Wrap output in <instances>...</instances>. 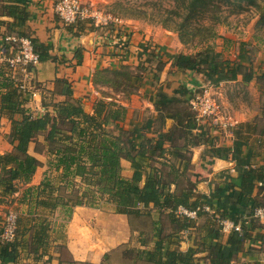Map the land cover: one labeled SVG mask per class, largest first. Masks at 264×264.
<instances>
[{
	"label": "crops",
	"instance_id": "1",
	"mask_svg": "<svg viewBox=\"0 0 264 264\" xmlns=\"http://www.w3.org/2000/svg\"><path fill=\"white\" fill-rule=\"evenodd\" d=\"M55 1L18 0L17 5L23 7L26 13V20L19 27L14 18L8 15L11 3L0 0V155L13 151L8 136L13 120L19 118L17 113L4 106L5 98L11 94L14 105L22 101L20 109L29 111L33 116L47 110L55 114L53 106L66 101H78L87 115H93L94 106L99 101L113 103L122 107L125 114L123 121H117L111 127L125 131L140 129L144 135L138 142L145 144L149 139L156 142L159 138H165L174 125L169 119L163 122L161 113L156 111L154 103L157 94L171 95L174 87L179 85L188 99L203 84L218 87L202 74L176 70L166 55L162 56L166 60L163 58L161 61L172 71L167 72L164 78V70L156 72L154 78L153 67L147 69L141 88L133 95L125 97L100 82L95 84V73L99 70L117 68L120 64L134 68L141 64L148 66L145 50L147 39L144 38L147 36L128 24L99 29L85 25L82 31H77L64 26L56 17L53 9ZM19 33L36 39L43 45L47 56L45 61L30 68L26 75L19 68H10L4 61L17 51L6 39L18 38ZM149 40L151 44L153 39ZM5 44L7 49L4 48ZM196 75L201 79L197 84L194 83ZM172 81L177 84L173 86ZM236 81L241 82L240 79ZM20 82L37 92L38 96L31 98L29 94L25 99L26 93L18 87ZM241 125H250L254 129L255 133L248 140L253 156L247 153V145L237 141L232 133ZM201 129L198 127L194 132L198 133ZM261 134H264V108L261 110L258 104L256 114L249 120L235 122L226 136L210 131L208 137L199 135L200 138L187 145L177 136L173 144L164 139L162 147L166 150L161 157L155 158L152 166L164 174V183L171 193L191 184V202L198 200L200 204L208 203L212 206V212L226 208L231 216L238 213L243 217L247 212L235 206L238 188L230 189L228 183H233L239 176L238 160L242 168H264V135L261 137ZM171 146L176 148L170 151ZM44 150L40 137L28 147V153L39 163L28 185L21 186L11 196H4L3 193L8 191L9 185L6 189L0 187V227L10 210L17 214L26 210L20 198L27 187H38L45 178L52 180L54 189L63 187V183L57 179L61 171L49 167L50 157ZM174 150L181 156H177ZM120 165L121 175L130 179L133 173L131 163L122 159ZM170 165H174L172 173H168ZM145 179L144 174L140 187ZM75 182L79 183V180ZM221 187V191H217ZM260 187L261 184H258L255 195ZM60 192L54 191V196L61 195ZM7 199H10L8 203ZM61 212L57 208L43 217L49 223L43 244H35L34 234L30 232L26 250L20 251L16 258L6 259L4 263L0 258V264H171L170 254L176 252L183 255L189 250L193 251L192 264H212L214 259L229 257L230 262L236 264H264V244L259 239V236L264 237V221L259 220L247 239L233 245L227 241L231 235L229 233L221 232L217 237H212L213 231L205 218L197 220L195 230L186 231L182 228L181 218L176 219L167 212L158 211L152 204L142 209L143 215L140 216L122 214L116 211L113 204L103 201L94 207H73L69 219H64Z\"/></svg>",
	"mask_w": 264,
	"mask_h": 264
},
{
	"label": "trees",
	"instance_id": "2",
	"mask_svg": "<svg viewBox=\"0 0 264 264\" xmlns=\"http://www.w3.org/2000/svg\"><path fill=\"white\" fill-rule=\"evenodd\" d=\"M5 1L11 3L8 6V15L22 27L26 20L24 8L17 5L18 0ZM260 1L264 0H171L170 7L152 11L153 19L159 21L165 30L176 33L183 45H192L197 49L193 54L170 55L171 66L179 71L202 74L214 86L238 79L246 85L264 80L262 65L254 70L252 52L247 50V47L238 50L235 61H229L223 60L222 54L216 52L209 44L218 37L217 27L225 25L230 15L248 10L243 8V2L257 10L259 22L264 25V8L260 6ZM85 25L92 27L89 21H77L68 27L82 31ZM111 26L113 25L108 27ZM17 37L29 38L39 61L46 60V51L36 39L20 33ZM13 45L16 48V44ZM4 48L7 49V44ZM145 50L149 60L148 66L141 64L134 71L120 64L117 68L99 70L95 73V84L100 82L125 97L135 94L144 82L143 74L147 69L153 67L155 71L153 75L156 78V72L162 71L165 65L152 45L147 43ZM257 71H261L259 76ZM11 95L5 98L4 106L9 111L17 113L19 118L13 120L8 136L13 151L0 155V187L6 189L9 185L8 191L3 192L4 196L13 195L21 186L31 182L39 163L28 153V147L39 137L50 157L49 167L57 172L61 171L57 179L59 183H64L62 188L72 192V196L65 197L62 194L54 196V191L60 192L62 188L60 186L54 189L50 178H45L38 187L24 189L20 203L26 210L21 214L16 213V230L12 241L1 240L3 225L0 227V258L3 263L6 259L16 258L20 251L26 250L30 232L34 234L35 244L44 243L49 224L46 218H43L46 214H52L59 208L62 211L61 216L69 219L73 207L80 205L94 207L99 205L100 201L113 204L116 211L122 214L137 216L143 215L142 209L152 204L158 211L167 212L176 219L181 218L182 228L186 231L195 230L197 220L203 217L213 231L212 237H217L222 232L219 220L228 219L234 224H239L241 228V232L229 233L231 235L227 241L233 245L247 239L258 224L259 220L253 215L256 209L264 208V168H242L237 158L240 173L236 181L228 183V187L238 188L235 206L247 212L246 216L242 217L238 213L231 216L230 210L223 208L211 213L199 211L197 219L192 220L177 214L178 208L195 210L202 206L211 209L212 206L208 203L200 204L198 200L190 201L193 187L191 184H187V187L181 186L179 192L171 193L164 183V174L152 166L155 158L161 157L166 150L162 147L164 139L167 138L173 144L177 136L187 145L200 136L208 137L210 126L198 125L196 113L189 104L195 97L194 91L188 99L179 85L174 87L171 95L157 94L154 103L156 111L161 113L163 122L169 119L174 125L165 138H159L156 142L149 139L145 144L138 142L144 135L142 130L125 131L116 126L111 127L117 121H123L125 114L122 107H117L113 103L99 101L94 106L93 115H87L78 101H66L53 106L55 114L47 110L41 115L33 116L29 111L20 109L22 101H18L16 107ZM28 96L29 93L25 99ZM198 127L202 129L195 133L194 130ZM232 133L237 141H243V144L247 145V153L253 156L248 140L250 135L255 133L254 129L250 125L246 127L241 125L238 130H232ZM263 135L261 134V137ZM173 148L176 146H171L169 150ZM176 153L177 156H181L179 152ZM122 159L131 163L133 173L130 179H125L121 175ZM168 167V173L174 172V165ZM144 174L145 183L140 187ZM76 180H79V183H76ZM258 184H261V187L255 195L254 191ZM221 189L222 187L217 191ZM40 216L42 218H39ZM259 239L264 244V237L259 236ZM192 256L191 250L183 255L174 252L170 254L169 262L192 264ZM230 261V257L214 259L212 264H227Z\"/></svg>",
	"mask_w": 264,
	"mask_h": 264
},
{
	"label": "rangeland",
	"instance_id": "3",
	"mask_svg": "<svg viewBox=\"0 0 264 264\" xmlns=\"http://www.w3.org/2000/svg\"><path fill=\"white\" fill-rule=\"evenodd\" d=\"M79 1L91 12H96L102 16H110L119 20L120 24H128L131 28L140 31L147 36H144L147 43L150 41L149 38H152L154 42L151 41L152 43H149V45H152L160 59H163L162 56L165 55L193 54L197 51L192 45H183L176 33L165 30L159 21L153 19L154 13L152 11L155 12V10L170 7L171 0ZM242 6L248 10L230 15L225 25L217 27L218 37L209 44L214 47L216 52L222 54L223 60L229 61H235L238 50L247 47V50L252 52L254 70L256 71L257 67L262 65V71L264 70V25L259 22V16L254 7L248 6L246 2H243ZM260 6L264 8V1H260ZM244 44L248 45L244 46ZM129 69L135 71L133 66ZM163 70V78L167 72L172 71L166 64ZM261 71H257V76L261 74ZM194 78V83L201 82L198 75ZM172 82L174 83L173 86L177 84L176 81ZM30 92L35 97L38 96V93L34 90ZM203 95L209 97L210 103L215 109L214 114L208 117L204 124L210 126L211 133L217 132V134L226 136L229 134L231 127L235 125V122L252 118L257 112L258 104L259 108L263 110L264 80L253 81L247 85L237 81L226 82L221 83L218 87L203 84L201 88L195 89V97L201 98ZM60 194L65 197L72 196V192L65 188H62ZM7 200L8 203L10 199Z\"/></svg>",
	"mask_w": 264,
	"mask_h": 264
},
{
	"label": "built area",
	"instance_id": "4",
	"mask_svg": "<svg viewBox=\"0 0 264 264\" xmlns=\"http://www.w3.org/2000/svg\"><path fill=\"white\" fill-rule=\"evenodd\" d=\"M54 14L63 23L64 26H70L77 21H89L96 29L106 28L110 25H121L120 21L110 16H102L96 12H91L88 8L80 3L79 0H56L54 4ZM6 41L16 44V53L11 58H6L4 61L10 68H19L24 75L28 74L30 68L37 66L40 61L38 55L35 53L31 40L27 37L16 38L10 37ZM5 52L3 49L2 53ZM20 91L30 94L31 98L35 97L23 83L18 85ZM191 109L196 113L198 124H204L205 120L214 114V107L210 103L207 95L201 98L194 97L189 102ZM203 211L211 213L212 210L208 206H202L195 210H188L186 208H178L177 214L187 217L192 220L197 219V212ZM256 219L264 221V208H259L254 211L253 215ZM17 214L10 211L6 214L1 234V240L10 242L14 238L16 230ZM219 225L223 233L241 232L239 224H234L228 219L219 220ZM227 264H236L233 262Z\"/></svg>",
	"mask_w": 264,
	"mask_h": 264
}]
</instances>
